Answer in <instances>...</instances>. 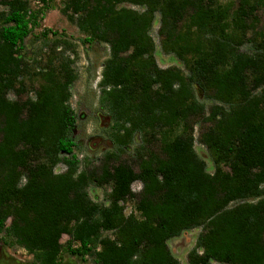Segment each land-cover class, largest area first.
Wrapping results in <instances>:
<instances>
[{"label":"trees","instance_id":"obj_1","mask_svg":"<svg viewBox=\"0 0 264 264\" xmlns=\"http://www.w3.org/2000/svg\"><path fill=\"white\" fill-rule=\"evenodd\" d=\"M35 1L0 0V235L32 264H63L65 254L181 264L168 242L201 228L189 264H264V0H64L84 44L110 50L98 85L115 149L94 168L75 152L74 58L37 71L33 96L10 97L30 72L26 40L54 0ZM157 15L163 50L185 70L158 64ZM196 124L213 172L195 148ZM91 185L110 186L103 202ZM128 200L137 213L126 214Z\"/></svg>","mask_w":264,"mask_h":264},{"label":"rangeland","instance_id":"obj_2","mask_svg":"<svg viewBox=\"0 0 264 264\" xmlns=\"http://www.w3.org/2000/svg\"><path fill=\"white\" fill-rule=\"evenodd\" d=\"M33 8H37L35 0H30ZM64 0H54L45 15L41 18L39 27L35 28L32 34L26 40V62L29 65V75L22 78L23 85L18 91L11 93L13 99L27 98L34 95L35 88H38L41 79L35 73L42 67H50L56 63V58L62 55L71 56L75 59V70L78 78L71 87L72 97L71 105L77 114V122L74 126V137L77 143L75 152L83 163H89L92 168L100 165L101 158L107 152L115 149L111 140L110 133L112 120L108 111L100 103L99 81L105 60L110 55L109 47L106 44L86 45L83 42L84 35L78 27L68 20L63 13ZM132 7L131 5H127ZM3 7L0 6V10ZM136 8V7H134ZM160 16H156L152 29V36L156 43L155 57L162 68L177 67L185 70L183 63L173 54L166 53L161 45ZM48 31L47 37L42 36L44 30ZM259 33L264 32V12L259 14V24L257 26ZM56 32L57 34H53ZM249 47V46H248ZM246 46L245 48L248 49ZM196 95L201 102L208 106L211 102L205 99L204 93L196 86ZM200 127L198 124L194 127L196 138L195 148L199 155L206 160L208 170L213 172L214 165L207 148L199 141ZM141 142L139 136H136L135 142L127 147L123 157L132 160L138 144ZM61 163L55 168V173L60 174L65 171L61 168ZM142 184L135 182L133 190L139 192ZM110 186L89 187V193L93 200L103 202ZM125 212L137 213L135 210V201L125 202ZM201 228L184 231L180 236L172 238L168 244L175 257L181 264L188 263V254L195 246ZM67 235H64L62 242H66ZM33 255L25 248L19 246L13 238H5L0 235V264H32ZM63 264H90L89 261H83L80 257L69 256L65 254Z\"/></svg>","mask_w":264,"mask_h":264},{"label":"built area","instance_id":"obj_3","mask_svg":"<svg viewBox=\"0 0 264 264\" xmlns=\"http://www.w3.org/2000/svg\"><path fill=\"white\" fill-rule=\"evenodd\" d=\"M60 166H61V168H62L63 171H66V170H67V166H66V164L61 163Z\"/></svg>","mask_w":264,"mask_h":264}]
</instances>
